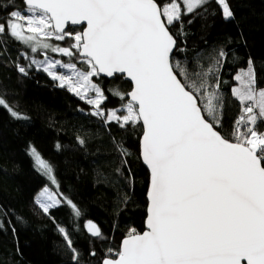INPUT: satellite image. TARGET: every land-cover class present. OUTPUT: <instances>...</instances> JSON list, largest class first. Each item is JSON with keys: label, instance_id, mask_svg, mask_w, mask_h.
<instances>
[{"label": "snow or ice", "instance_id": "snow-or-ice-1", "mask_svg": "<svg viewBox=\"0 0 264 264\" xmlns=\"http://www.w3.org/2000/svg\"><path fill=\"white\" fill-rule=\"evenodd\" d=\"M213 2L224 23L235 20L229 0L0 3V47L18 42L26 49L21 55L28 63L15 65L20 74L28 76L33 66L43 71L55 87L91 106L88 114L109 133L113 124L139 132L137 159L147 169L145 230L129 229L99 264H264V87L251 56L232 75L234 83L222 79L225 65L239 59L227 48L231 38L210 52L188 54L184 18L189 26L197 18L207 22L217 14ZM106 80L128 88L109 83L117 107H102L109 99ZM0 107L16 120L28 119L3 97ZM228 109L235 115L226 123ZM111 142L121 159L116 172L123 175L132 153L123 140L113 136ZM28 154L55 188L46 184L33 203L56 225L61 254L82 264L72 233L80 230L83 213L60 191L53 165L32 145ZM126 179L131 187L130 169ZM63 206L70 210L71 230L52 216ZM83 228L107 240L92 220ZM97 255L90 250L89 256Z\"/></svg>", "mask_w": 264, "mask_h": 264}, {"label": "trees", "instance_id": "trees-1", "mask_svg": "<svg viewBox=\"0 0 264 264\" xmlns=\"http://www.w3.org/2000/svg\"><path fill=\"white\" fill-rule=\"evenodd\" d=\"M229 3L235 14V20L230 23L223 22L214 2L211 8L217 14L209 16L207 22L197 18L189 26L188 17L184 18L188 54L200 49L210 52L231 38L227 48L239 59L225 65L222 79L234 83L232 75L238 68L246 67L251 56L258 84L264 87V0H229ZM15 4L23 6L21 0H15ZM202 23L207 26L202 28ZM56 43L65 46L63 42ZM25 50L18 42L0 47V97L28 118L16 120L0 107V220L5 225L0 229V264H70L61 254L59 246L63 241L56 225L33 203L46 184L55 188L47 177L36 171L34 160L28 154L29 145L53 165L60 191L83 213L77 221L80 230L72 233L74 246L82 253V264H99L108 247L118 249L129 229L145 230L147 169L137 159L139 132L132 129L125 132L113 124L109 133L98 118L88 114L91 106L66 89L55 87V82L43 71L33 66L28 76L20 74L15 65L28 63L21 55ZM50 55L67 60L55 53ZM109 83L120 84L122 91L128 88L120 81L106 80L102 84L109 96L102 107L113 108L120 101L107 92ZM224 89L227 92L229 87L226 85ZM234 115L228 109L225 122ZM113 136L117 141L123 140L132 153L126 158L128 164L122 169L123 175L116 172L121 159L113 148ZM77 137L85 140L83 146ZM129 169L134 181L131 187L126 179ZM125 196L127 203H123ZM52 216L57 223L73 229L67 206L52 210ZM87 220L96 223L107 240L91 237L83 228ZM93 248L97 257L89 256Z\"/></svg>", "mask_w": 264, "mask_h": 264}, {"label": "rangeland", "instance_id": "rangeland-1", "mask_svg": "<svg viewBox=\"0 0 264 264\" xmlns=\"http://www.w3.org/2000/svg\"><path fill=\"white\" fill-rule=\"evenodd\" d=\"M42 56V55H41ZM43 58V56L41 57V58H39V59H42ZM50 187V186H49Z\"/></svg>", "mask_w": 264, "mask_h": 264}]
</instances>
